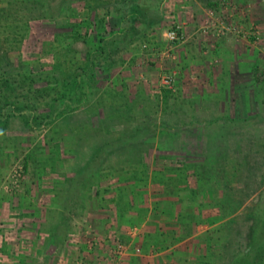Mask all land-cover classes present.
Wrapping results in <instances>:
<instances>
[{
    "label": "rangeland",
    "instance_id": "obj_1",
    "mask_svg": "<svg viewBox=\"0 0 264 264\" xmlns=\"http://www.w3.org/2000/svg\"><path fill=\"white\" fill-rule=\"evenodd\" d=\"M160 9V22L121 52L105 87L89 89L79 116L32 126L22 108L0 123V264H224L245 242L251 219L221 224L209 194L199 216L191 191L205 186L206 162L214 184L227 179L248 192L240 211L264 203V0H163ZM86 14L83 0H0V78L11 81L0 94L44 111L59 82L21 73L59 77L63 65H78L80 36L94 29L61 25ZM35 88L42 94L32 97ZM249 90L256 97L243 106ZM97 112L106 121L96 132ZM236 113L249 117L230 118ZM126 130L134 145L93 157V144ZM79 168L86 179L69 199ZM64 219L66 238L55 246L47 228ZM225 234L230 242L219 248L214 240Z\"/></svg>",
    "mask_w": 264,
    "mask_h": 264
},
{
    "label": "trees",
    "instance_id": "obj_2",
    "mask_svg": "<svg viewBox=\"0 0 264 264\" xmlns=\"http://www.w3.org/2000/svg\"><path fill=\"white\" fill-rule=\"evenodd\" d=\"M162 1L163 0H83L85 11H87L85 18L66 19L61 25V27H67L69 29H73V26L78 28L86 27L87 30L85 33L88 32L91 27L94 29L92 33L80 36V40L84 44V50L82 51L84 55L83 60L75 66L70 65L67 67L63 65V68L59 71V77L55 75L50 76V72L46 70L40 72V74H33V72L29 70H27V73L22 72L21 74H24V77L26 74L27 78L31 79V81L36 79V75L38 78L44 77L45 82L55 79V85L57 86L59 82V87H61V89L59 88V92L52 95L47 100V106L45 110L41 112H36V106L32 101L30 103H24L22 106H17L10 102V100L5 99L8 94H0V123L7 120L8 115L11 114L13 109L20 110L22 108L26 110L22 112L24 120L32 126H40L55 121L59 116L67 120L79 116L77 114H81L85 109L80 111H78V109L84 104L88 105L89 89L94 87L93 85L105 87L106 82L112 75L113 68L122 59L120 56L121 52L128 49V47L139 38H144L147 34V30H150L152 26L160 22L162 19V12L160 9ZM64 33L65 32L62 30L60 34ZM66 46H68L69 49L73 47L71 43H66ZM54 66L58 67V64H54ZM3 70L8 71L7 68ZM0 87H4V90L8 91L11 87L10 78L6 76L0 78ZM42 90L43 88H35L29 95L32 97L38 96L42 94ZM253 97H256V95L249 90L242 92V94L240 93L239 98L241 99V104L244 106L248 104ZM98 113L99 112H97V115L92 114L90 120L95 124L93 125V131L95 130L96 132L101 125V121L99 120L106 119ZM235 115L237 116V113ZM239 115L237 117L230 116V118L237 121L238 119H246L249 117V114H242L243 116ZM219 117L221 116H218V118ZM135 134V131L132 133L131 130H126L125 134L118 140H114L113 142L112 140H106L97 146L93 144V157L95 155H100L105 148L109 151L111 146L112 149H127L129 146L134 145L136 139ZM79 144L80 142H76L75 145L79 146ZM77 155L79 154H76V156ZM202 167V170L207 174V182L205 186L199 185L196 188H192L191 191L194 195L193 197L198 198V204L196 206L197 215L200 216L205 210V204L202 198L209 194L215 197L213 199L215 204L210 208V213L213 211L217 213L218 215H216L215 218H218L220 215L222 217L225 216V220L221 222V224L230 228L240 216L247 219L248 222L251 219V223L247 226L248 228L246 227L247 232L244 234L246 237V240H244L245 242L242 246L240 244L242 242H238L236 248L232 249L230 257L224 264H264V219H262L264 215V203L257 202L252 208L250 207L251 209L247 213L240 211L243 208L248 192L244 193L243 188H241L240 191H235L233 186H229V181L227 179L220 180V177L223 178L225 175L224 170H221L219 177L216 176V181H222V185L214 184L215 182L212 176L208 175V173H211L213 167L206 162L202 164ZM78 171L79 172L76 173L75 176H71L68 179L69 183L66 192L68 198L71 196V193H73L71 191L73 190L74 182L78 181V183H80L86 179L85 176L79 174L82 169L79 168ZM70 210L71 205L68 203L67 206H65V211H67L66 213L68 214ZM65 211H63V217L66 219ZM65 219L62 222L52 221L47 228L48 236L46 240L54 243L55 246L61 245L66 238L67 227L64 222ZM240 231L241 229L238 228V233H240ZM187 233L188 231L186 235ZM218 239L214 241H216L215 243H217L216 245L219 248H221L224 241L228 242L230 240L228 234H225L222 242H219ZM227 242L223 244V247L227 246ZM211 245L212 244H209L207 246L211 247ZM219 253L222 252L219 251L216 255ZM205 261L207 262V259Z\"/></svg>",
    "mask_w": 264,
    "mask_h": 264
},
{
    "label": "built area",
    "instance_id": "obj_3",
    "mask_svg": "<svg viewBox=\"0 0 264 264\" xmlns=\"http://www.w3.org/2000/svg\"><path fill=\"white\" fill-rule=\"evenodd\" d=\"M168 35H169V37H171V38L176 37L174 30H170V31L168 32Z\"/></svg>",
    "mask_w": 264,
    "mask_h": 264
}]
</instances>
